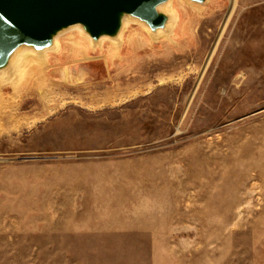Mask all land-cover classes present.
<instances>
[{
	"label": "rangeland",
	"instance_id": "374dc122",
	"mask_svg": "<svg viewBox=\"0 0 264 264\" xmlns=\"http://www.w3.org/2000/svg\"><path fill=\"white\" fill-rule=\"evenodd\" d=\"M168 1L11 54L0 264H264V0Z\"/></svg>",
	"mask_w": 264,
	"mask_h": 264
},
{
	"label": "water",
	"instance_id": "95a60500",
	"mask_svg": "<svg viewBox=\"0 0 264 264\" xmlns=\"http://www.w3.org/2000/svg\"><path fill=\"white\" fill-rule=\"evenodd\" d=\"M167 0H0V64L21 45L44 48L63 28L82 24L93 37L113 35L118 15L128 14L161 27L165 17L156 5Z\"/></svg>",
	"mask_w": 264,
	"mask_h": 264
},
{
	"label": "bare ground",
	"instance_id": "6f19581e",
	"mask_svg": "<svg viewBox=\"0 0 264 264\" xmlns=\"http://www.w3.org/2000/svg\"><path fill=\"white\" fill-rule=\"evenodd\" d=\"M171 2V0H169ZM169 1H168V4H169ZM167 4V6H168ZM160 4L156 5V10L158 11V7H159ZM169 7V6H168ZM162 8V7H161ZM170 8V7H169ZM168 10V9H167ZM168 12V11H167ZM173 12V11H172ZM163 13V12H162ZM170 13V12H169ZM130 18L132 17L131 15H128V14H119L118 15V22L119 24L121 25V22L125 20V18ZM167 18H169V16H166ZM132 19V18H131ZM133 21V20H132ZM135 21V20H134ZM141 22V21H140ZM142 23V22H141ZM124 25H126V23H124ZM142 25V24H141ZM79 27V26H78ZM82 28V27H81ZM119 31V30H118ZM150 31V30H149ZM159 31V29H158ZM161 32V31H160ZM117 34V31L115 34H113V36H116ZM123 34V33H121ZM105 35V34H104ZM169 36V33L166 34ZM172 35V34H171ZM53 36V35H52ZM162 36V35H161ZM160 36V37H161ZM106 38V37H105ZM163 37H161L162 39ZM94 40H97L98 37H93ZM174 39V38H173ZM51 40H52V37H51ZM59 40V38H58ZM166 40V39H165ZM112 41V40H111ZM101 43V42H100ZM115 43V42H114ZM171 43V42H170ZM174 44V42H172ZM98 44V43H97ZM124 45V44H123ZM124 47V46H123ZM126 47V46H125ZM197 47V46H196ZM20 48V47H19ZM115 48V47H114ZM25 49H28V48H25ZM31 49V48H30ZM117 49V48H116ZM123 50V48H121ZM32 50V49H31ZM31 50H28V51H22L17 58H20L23 57V60H29L31 59V57H34L35 60H38V61H42L44 60V51H43V48H35L33 51ZM119 50V49H118ZM19 52L21 51V49L18 50ZM116 51V50H115ZM121 51V50H120ZM119 51V52H120ZM35 52V53H34ZM53 52V51H51ZM50 52V53H51ZM18 53V52H17ZM49 53V54H50ZM48 54V55H49ZM12 57V56H11ZM11 57H9V59H7L6 62L0 64V86L1 85H4L6 83H9L11 82L12 80H17L16 75H15V72L17 71V67H18V62H15L14 64V67L12 68V64H11ZM166 57V56H165ZM16 61V60H15ZM30 61V60H29ZM21 62V61H20ZM23 63V62H22ZM21 63V64H22ZM40 63V62H39ZM21 66V65H20ZM20 68V67H19ZM48 69V68H47ZM20 70V69H19ZM5 88V87H4ZM1 89V88H0ZM34 90V89H33ZM30 93V92H29ZM2 103V102H1ZM4 108V107H3Z\"/></svg>",
	"mask_w": 264,
	"mask_h": 264
}]
</instances>
